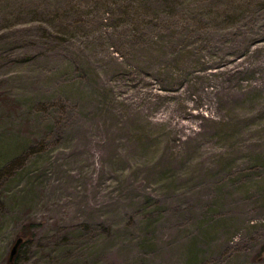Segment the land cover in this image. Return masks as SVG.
<instances>
[{
  "label": "rangeland",
  "instance_id": "374dc122",
  "mask_svg": "<svg viewBox=\"0 0 264 264\" xmlns=\"http://www.w3.org/2000/svg\"><path fill=\"white\" fill-rule=\"evenodd\" d=\"M0 0V264H264V4Z\"/></svg>",
  "mask_w": 264,
  "mask_h": 264
},
{
  "label": "water",
  "instance_id": "95a60500",
  "mask_svg": "<svg viewBox=\"0 0 264 264\" xmlns=\"http://www.w3.org/2000/svg\"><path fill=\"white\" fill-rule=\"evenodd\" d=\"M22 242H23V238L19 237V238H17L16 242L14 243V245L11 249V254H10V258H9L10 264H13Z\"/></svg>",
  "mask_w": 264,
  "mask_h": 264
},
{
  "label": "trees",
  "instance_id": "16d2710c",
  "mask_svg": "<svg viewBox=\"0 0 264 264\" xmlns=\"http://www.w3.org/2000/svg\"><path fill=\"white\" fill-rule=\"evenodd\" d=\"M244 1V3H240L239 5H238V7H241V6H245L246 4L247 5H250V3H253L252 1L253 0H243ZM258 4H264V0H261V2H259ZM23 245V242H22V244H21V246ZM21 246H20V248H21ZM19 248V249H20Z\"/></svg>",
  "mask_w": 264,
  "mask_h": 264
}]
</instances>
